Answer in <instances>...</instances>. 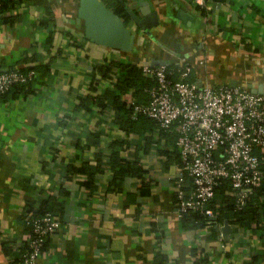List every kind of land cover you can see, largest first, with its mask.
<instances>
[{"label": "crops", "instance_id": "1", "mask_svg": "<svg viewBox=\"0 0 264 264\" xmlns=\"http://www.w3.org/2000/svg\"><path fill=\"white\" fill-rule=\"evenodd\" d=\"M148 1L156 21L129 20V50L85 36L80 0H21L0 14V69L36 72L29 87L0 99V264H20L27 205L41 199L60 225L38 264H264V184L259 211L226 220V239L217 225L183 226L176 133L146 124L126 131L96 96L108 79L90 86L95 64L112 57L187 62L199 84L264 92V0ZM120 2L140 15L137 0ZM116 157L140 168L116 173Z\"/></svg>", "mask_w": 264, "mask_h": 264}, {"label": "built area", "instance_id": "2", "mask_svg": "<svg viewBox=\"0 0 264 264\" xmlns=\"http://www.w3.org/2000/svg\"><path fill=\"white\" fill-rule=\"evenodd\" d=\"M140 66L152 83L146 87L145 103L130 98L132 113L145 114L158 129L176 133L180 163L174 183L177 214L191 210L214 218L209 203L215 185L222 180L229 181L235 206H244L264 176L260 154L264 151V92L239 85L199 84L189 78L187 62ZM35 73L34 69L0 70V93L14 82L33 79ZM28 222L20 264H38L47 236L60 221L47 210L30 216ZM222 225L216 227L221 230ZM219 235L226 238L222 230Z\"/></svg>", "mask_w": 264, "mask_h": 264}, {"label": "trees", "instance_id": "3", "mask_svg": "<svg viewBox=\"0 0 264 264\" xmlns=\"http://www.w3.org/2000/svg\"><path fill=\"white\" fill-rule=\"evenodd\" d=\"M21 0H0V14L5 12V9L13 6L16 2ZM107 6H111V9L119 15L125 24L131 19L130 14L127 11V7L123 5L120 0H102ZM113 66L118 67V72L113 70ZM8 68L17 69L12 66ZM28 69H35L33 66L19 68L17 70L26 71ZM0 70H3L2 68ZM103 79H108L110 86L104 87L100 94L96 96L106 99L107 102L114 108L116 121L119 126L126 131L130 130H140L143 131L142 126L145 124L151 127H157L156 122L145 114L138 113L133 115L132 108L134 101L135 103H145L148 100V92L146 87L152 83V80L143 74L140 65H136L130 62L122 61L115 58H107L102 62L95 64L93 67V72L91 75L90 86L91 88H96L97 84L102 82ZM34 81L30 79L26 82H14L6 90L0 93V99L3 100L12 91H20L23 88L29 87ZM130 91V98L133 99L127 101L122 99V94ZM150 127V128H151ZM142 128V129H141ZM160 133L169 136L174 132H167L160 130ZM178 156V155H177ZM179 158V156H178ZM114 170L116 173H122L132 169L140 168L139 165H133L129 160L123 157H116L112 162ZM263 168V167H262ZM264 171V170H263ZM264 182V176L261 180L260 185L251 194L250 198L247 200L246 204L240 208L236 207L234 204L233 197L230 193V183L227 180L219 181L214 187V194L210 200L209 205L214 210V218H208L204 214L198 211H186L182 215H178L183 226L185 227H200L210 225L214 227L224 220L229 222H241L245 220L246 212L259 211L261 206L260 193L261 186ZM226 191V192H225ZM228 191V192H227ZM27 211L30 216L40 215L43 212L50 210L47 205L41 200L35 205V202L27 205ZM53 212V211H52ZM250 218V217H248ZM26 247V242L23 243V250ZM20 263V257H19ZM198 263V261H197Z\"/></svg>", "mask_w": 264, "mask_h": 264}, {"label": "water", "instance_id": "4", "mask_svg": "<svg viewBox=\"0 0 264 264\" xmlns=\"http://www.w3.org/2000/svg\"><path fill=\"white\" fill-rule=\"evenodd\" d=\"M137 3L140 15L133 9L127 8L130 17L140 27H150L156 21V12L152 10L148 0H137ZM184 14L189 17V14L183 10L178 12L179 17L184 18ZM78 15L84 19V34L90 40L122 50L131 49L134 35L123 19L101 0H80ZM6 69L8 68H4V70ZM254 91L262 90L259 88ZM221 230L224 237L230 232V226L226 220L223 222Z\"/></svg>", "mask_w": 264, "mask_h": 264}]
</instances>
